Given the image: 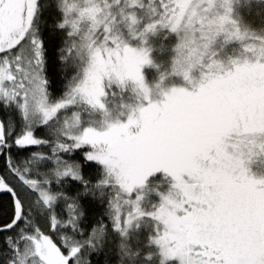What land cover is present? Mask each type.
Returning a JSON list of instances; mask_svg holds the SVG:
<instances>
[{
    "label": "snow or ice",
    "instance_id": "snow-or-ice-1",
    "mask_svg": "<svg viewBox=\"0 0 264 264\" xmlns=\"http://www.w3.org/2000/svg\"><path fill=\"white\" fill-rule=\"evenodd\" d=\"M0 264H264V0H0Z\"/></svg>",
    "mask_w": 264,
    "mask_h": 264
}]
</instances>
